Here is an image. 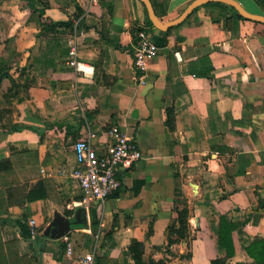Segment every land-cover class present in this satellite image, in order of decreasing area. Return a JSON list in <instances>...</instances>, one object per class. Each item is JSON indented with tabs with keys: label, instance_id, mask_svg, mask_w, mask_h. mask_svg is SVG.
<instances>
[{
	"label": "crops",
	"instance_id": "obj_1",
	"mask_svg": "<svg viewBox=\"0 0 264 264\" xmlns=\"http://www.w3.org/2000/svg\"><path fill=\"white\" fill-rule=\"evenodd\" d=\"M151 1L170 20L192 0ZM238 1L264 13L256 0ZM147 17L141 0H0V52L15 53L23 85L8 101L0 95V162L10 165L0 168V244L13 238V261L26 251L29 264H256L246 247L264 238V23L203 4L154 31L159 53L142 74L132 28ZM69 19H82L79 33L47 26ZM73 37L88 72L70 64ZM9 84L0 78L2 90ZM111 128L134 135L144 156L90 207L72 174V143L105 141ZM38 187L46 196L29 199ZM181 203L188 239L171 242ZM32 220L28 240L20 222L31 231Z\"/></svg>",
	"mask_w": 264,
	"mask_h": 264
},
{
	"label": "built area",
	"instance_id": "obj_2",
	"mask_svg": "<svg viewBox=\"0 0 264 264\" xmlns=\"http://www.w3.org/2000/svg\"><path fill=\"white\" fill-rule=\"evenodd\" d=\"M152 29H140L133 43V65L135 70L145 73L151 59L159 53V44ZM76 32V31H75ZM70 64L78 72H88L78 60L77 43L73 38L68 42ZM107 140L95 142L91 138L78 139L72 143L76 157L72 174L81 190L80 202L92 207L104 204L123 185L126 172L132 169L144 156L137 138L129 133L111 128ZM31 233L37 234L35 221H31ZM87 260H93L92 255Z\"/></svg>",
	"mask_w": 264,
	"mask_h": 264
},
{
	"label": "trees",
	"instance_id": "obj_3",
	"mask_svg": "<svg viewBox=\"0 0 264 264\" xmlns=\"http://www.w3.org/2000/svg\"><path fill=\"white\" fill-rule=\"evenodd\" d=\"M257 2L263 4L264 6V0H256ZM222 5H225L227 7H231L228 4L222 3V2H216ZM233 12H234V16L238 19H243L244 17L241 16L238 11L231 7ZM78 17V16H77ZM214 20H219L218 18H213ZM47 26L48 28H57V27H65L66 29H69L71 31H76L77 33H79L82 30V19H79L78 22L75 24V20L74 19H69V20H60V21H54V20H50L47 22ZM152 29L154 28L152 22L150 21L149 17H147V21L146 23H134L133 24V35L136 38V32L140 29ZM66 51H69V47ZM64 50H62V52H66ZM13 86H15V90H21V86H23L21 83L20 84H16L15 83V79L12 80V84L9 87V90H12ZM12 95H15L12 94ZM24 126H14L15 128H23ZM31 129H34L35 131H38L35 127H30ZM40 137H43V132H38ZM3 164V163H2ZM0 164V165H2ZM178 186V185H177ZM177 194H182L181 191H178L177 188ZM28 198L31 200H35L37 198H43L46 196V191H44V189H42V187H38L36 189H32L29 191L28 193ZM188 216H189V209L185 203V205L179 210V215L177 218L178 227H174L171 229V233H176L178 235H180L182 233V230L188 229ZM21 225V235L24 238H30L31 237V231L30 228L27 227L25 224H23L22 222H20ZM231 231H232V224L230 222H228L224 217L221 218V227H220V244L221 246H223L224 248H226L227 250V255L231 256L234 252L232 244L229 243L230 241V237H231ZM38 240H41V237H38ZM133 245H137V247H143V244L139 241H134ZM133 247V246H132ZM249 255H251L252 257L255 258L256 260V264H264V238H256L248 247H246ZM212 264H225V260H221V259H216L212 261Z\"/></svg>",
	"mask_w": 264,
	"mask_h": 264
},
{
	"label": "rangeland",
	"instance_id": "obj_4",
	"mask_svg": "<svg viewBox=\"0 0 264 264\" xmlns=\"http://www.w3.org/2000/svg\"><path fill=\"white\" fill-rule=\"evenodd\" d=\"M27 70H28V65L24 66L23 68L19 67L18 72L22 74L26 72ZM0 78L1 79L7 78L8 82L10 83L9 86L5 88V90H2V88L0 87V93H1L0 95H2L8 101L9 100L8 98H10V96L15 93V86L12 87L13 88L12 90H9L10 89L9 87L12 84V80L15 79V53L14 52H10V51L9 52L7 51L6 53L0 52ZM8 161L11 162L10 159H8ZM0 164H2L0 165V168H7V167L10 168V165L6 162L1 161ZM181 207H183L182 203H181ZM13 232L10 231V233H13ZM1 233L2 231L0 230V234ZM188 235H189L188 229L187 230L183 229L180 235L176 233H172L169 239L171 242H176V241L181 240L182 238L188 239ZM31 237L28 238V240H32ZM1 241H3V239ZM13 242L14 240L12 238V240L8 241L7 246H5L4 243L3 245L0 244V264H29L28 254L26 251L18 252L20 262L13 261V256L15 254V249L13 248L14 245H12Z\"/></svg>",
	"mask_w": 264,
	"mask_h": 264
},
{
	"label": "water",
	"instance_id": "obj_5",
	"mask_svg": "<svg viewBox=\"0 0 264 264\" xmlns=\"http://www.w3.org/2000/svg\"><path fill=\"white\" fill-rule=\"evenodd\" d=\"M141 1L145 4L147 8L148 17L152 22L153 26L163 31H166L171 27L180 24L197 7L209 2H222L228 4L229 6L235 8L238 11V13L244 18L252 19L264 23V13L252 12L248 10L245 6H243L238 0H192L179 16L170 20H163L159 17V15L155 11L153 2L151 0H141ZM62 234L63 232L60 233V235Z\"/></svg>",
	"mask_w": 264,
	"mask_h": 264
}]
</instances>
